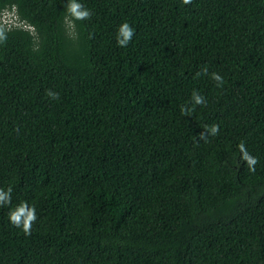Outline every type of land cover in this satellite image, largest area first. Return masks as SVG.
Listing matches in <instances>:
<instances>
[{
  "label": "trees",
  "instance_id": "1",
  "mask_svg": "<svg viewBox=\"0 0 264 264\" xmlns=\"http://www.w3.org/2000/svg\"><path fill=\"white\" fill-rule=\"evenodd\" d=\"M78 2L0 0V264H264V0Z\"/></svg>",
  "mask_w": 264,
  "mask_h": 264
},
{
  "label": "clouds",
  "instance_id": "2",
  "mask_svg": "<svg viewBox=\"0 0 264 264\" xmlns=\"http://www.w3.org/2000/svg\"><path fill=\"white\" fill-rule=\"evenodd\" d=\"M182 3L184 5H188L192 3V0H182ZM66 9L67 13L71 18H73V20H86L91 16V12L86 9L81 3H79L78 0H69ZM4 19H9V22L12 20V18L5 16L2 17V22ZM133 36V28L127 22H125L119 26L117 33V44L120 47H126L131 42ZM5 40V31L3 28H0V42H4ZM200 74H207V68L202 69V73H198L197 75ZM211 78L217 83V87L223 85V77L220 74L214 72L211 74ZM47 95L52 99H58V93L56 92L47 91ZM193 100L197 105L206 104L205 98L195 91L193 92ZM181 111L182 113L187 114L184 108H181ZM209 131L212 135H216L219 132V126L214 124L210 127ZM201 138H205L204 133H201ZM238 148L242 154L241 159L243 161H247V167L249 171L255 172V165L258 163L257 158L253 157L248 152L244 142H241L238 145ZM11 191L12 189L10 187L7 190L0 188V206L11 204ZM8 218L10 223L15 227L21 228L25 235L31 234L32 226L38 219L35 207L29 206L27 202H22L14 209L10 210Z\"/></svg>",
  "mask_w": 264,
  "mask_h": 264
},
{
  "label": "rangeland",
  "instance_id": "3",
  "mask_svg": "<svg viewBox=\"0 0 264 264\" xmlns=\"http://www.w3.org/2000/svg\"><path fill=\"white\" fill-rule=\"evenodd\" d=\"M9 22V19H4L3 23L7 24Z\"/></svg>",
  "mask_w": 264,
  "mask_h": 264
}]
</instances>
